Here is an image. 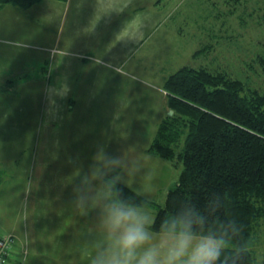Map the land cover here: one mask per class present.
Wrapping results in <instances>:
<instances>
[{
    "label": "rangeland",
    "instance_id": "rangeland-1",
    "mask_svg": "<svg viewBox=\"0 0 264 264\" xmlns=\"http://www.w3.org/2000/svg\"><path fill=\"white\" fill-rule=\"evenodd\" d=\"M145 2L147 0L131 3L129 10ZM148 2L149 50L142 52L145 66L139 68L138 73L124 70L131 73L136 82L126 83L122 99H114L112 106L110 100L105 102L103 95L97 92V104L86 106V110L82 105L91 93L82 90L81 96L83 84H77V78L82 74L88 77L97 74L94 75L92 68L96 58L80 55L78 43L82 48L83 38L88 36V32L83 35H77V32H85L93 22L90 27L92 32L93 27L99 25V19L104 17L101 15L98 18L97 13H93L91 20L77 23L72 14H76L77 10L80 12L81 8L90 14L93 10L91 1L78 3L75 0L63 22L61 11L64 5L60 0H43L32 7L34 11L22 17L18 15L16 18L11 14L0 17V35L4 38L0 43L10 45L11 39L23 42L19 46L11 45L7 51L4 46L0 51V66L8 71L15 64L18 69L10 71L11 76L6 73L0 76V93L4 94L7 90L20 94L13 93L14 97L5 99L0 95V130L8 120L16 119L17 124H26L31 119L30 130H20L18 135L15 131L5 130L4 138L0 133V141L4 139L0 157L9 160L23 150L26 160L31 161V168L36 165L37 178L43 180L48 177L47 182L52 189L45 195L44 190L40 191L35 210L31 209L34 206L31 200L28 202L27 194L21 202V215H24L26 227L22 232V242L19 237L4 235L0 230V238L12 236L15 240L12 246L15 249V255L12 253L14 264H89L90 258L106 243L99 219L101 209L109 199L105 193L109 190L111 179L157 205L164 204L169 188L176 183L182 171V163L150 155L148 148L157 127L172 110L166 105L162 83L178 67L189 66L212 75L221 74L230 81L240 83L245 91L264 96V0ZM74 33L76 36L72 35ZM144 39L145 35L141 41ZM140 43L133 45L132 51ZM163 48L166 55L174 60L162 67ZM82 61L89 63L82 66ZM151 71L158 73L154 76ZM64 82L69 86L68 93L55 95L51 89ZM145 83L147 92L142 87ZM110 89L114 91V88ZM25 93L26 98L23 97ZM32 123L37 128L36 137ZM70 124L72 129L66 133ZM77 125H80L78 130ZM78 131L79 136L76 135ZM71 134H75L72 140L80 142L78 146L76 143L67 146V141L62 143ZM17 138L21 143L18 147L13 142ZM29 140L35 142L27 144ZM101 140L103 143L106 141L110 148L99 144ZM183 140H180L176 153L181 150ZM98 144L103 149H99ZM81 148L83 153L86 150L89 161L87 167L83 163V180L86 178L83 196V180L75 160V157L82 158ZM68 155L71 157L68 158ZM111 157L117 158L119 163H105V159ZM22 164L28 165L27 162ZM77 175L79 179L76 181ZM65 193L67 196H64ZM65 197L68 205L61 212L58 207L63 205L61 202ZM13 201L14 192L11 189L0 191V208ZM142 209L154 221L157 207ZM2 213L0 229L4 217L8 222L15 215L14 211L8 210ZM252 231L256 235L253 254L256 262L264 264V218L255 220ZM77 239L83 240L80 248ZM92 241L94 244L87 246L86 242ZM80 250H88L90 258L87 253L82 256ZM63 256L64 259L61 258Z\"/></svg>",
    "mask_w": 264,
    "mask_h": 264
},
{
    "label": "trees",
    "instance_id": "trees-1",
    "mask_svg": "<svg viewBox=\"0 0 264 264\" xmlns=\"http://www.w3.org/2000/svg\"><path fill=\"white\" fill-rule=\"evenodd\" d=\"M42 1L0 0V9L28 11ZM161 88L173 114L157 127L148 153L181 162L178 180L161 206L114 179L111 189L141 208L157 207L152 228L189 208L198 213V232L225 239L216 264H259L252 227L264 218V96L221 74L189 66L167 75ZM14 251L7 264L15 263Z\"/></svg>",
    "mask_w": 264,
    "mask_h": 264
},
{
    "label": "crops",
    "instance_id": "crops-1",
    "mask_svg": "<svg viewBox=\"0 0 264 264\" xmlns=\"http://www.w3.org/2000/svg\"><path fill=\"white\" fill-rule=\"evenodd\" d=\"M76 1L78 3L79 2L83 3V1L84 2L91 1L92 9H93L92 12H90V14H86L87 11H84V8H81L80 12H78L77 10L76 14H72V15H75L73 19H75L77 23H79V21H85V19L91 20L93 18V13H97L98 18H101V15L102 17H104V19H99V25L97 27H93L92 32L90 31V27L93 26V22L90 23V27L89 29H87L88 31L86 30L85 32L83 31L77 32V35H80V33H82L83 35V33L88 32L87 34L88 36H86V38H83V41H84L83 47L81 48L80 43H78L77 49L78 50L81 49L80 51H78L80 52V55L87 54V55L95 56L96 61L94 62L95 64L92 63L93 64L92 68L94 70L93 71L94 75L97 73L95 76H91V77H88L87 75L82 76L83 75L82 74L78 76L77 78V84H83L82 85L83 87L80 89L81 96H82V90H88L91 93L90 97L88 98V101L86 103L84 102L85 104L82 105V108L86 110V106L92 107L97 104L96 103L97 92L103 95V97L105 98L104 100L105 102L107 100H110L111 106H112V101L114 99H120V100L122 99L121 96H123L124 85L126 83H131V82L134 83L136 82L135 80H137V79H134L131 73H128L127 71L138 73L137 70L139 68L142 69L143 66H145V64L143 63L142 52L149 50L148 48L149 35H147L148 30H149V22H148V15H149L148 11L149 10H148L147 5L149 2L147 0V2L142 3L141 6L136 5L131 11L129 10L131 7V3L138 4L139 2H141V0H76ZM61 2L64 5V10L61 11L62 22H63L65 21V17H67L68 12L72 6V3L75 2V0H64ZM33 8L32 10L29 9L28 11L26 10L23 12L14 7L5 6L0 9V17H2L5 14L15 15L16 18H18L17 17L18 15L22 17L23 15L29 14L31 13V11H34ZM94 16L96 18L95 14ZM30 17L33 18V16L31 15ZM137 17L139 18V21H140L139 27L134 31L129 30L131 34L121 35L122 30L129 23V21ZM151 26L153 27L154 24H151ZM72 35L76 36L75 33ZM143 35H145V39L141 41L143 38ZM3 39L4 38H2V35H0V40H3ZM11 40L13 41H11L10 45H7V46H5V44L3 43H0L1 44L0 51H2L4 46L6 47L5 50L7 51L10 49L11 45L15 47L23 43V42L14 40V39H11ZM138 42H141V43L139 44L137 49H134L132 51V46L137 44ZM143 43L145 44V46H143ZM86 44L88 47L85 46ZM161 51H162L161 52L162 56L164 57L163 58L164 62H161L162 67H163L164 65H168L170 63V60H174V59L166 55V53L164 52V48ZM14 62L12 63L14 64ZM88 63H89L88 61L86 62L82 61L81 65L85 66V64H88ZM150 66H152V64H150ZM150 66H149V74H150ZM117 69L119 71H117ZM125 69H127V71H124ZM10 71H18V69L15 67V64L11 65L8 71H5L4 67L0 66V73H1L0 76L4 75V73H6L5 75L7 76H11L12 74ZM151 72L154 76L158 73L156 71H151ZM85 84L86 86L88 85V88L85 86ZM110 87L114 88V91L111 90ZM142 87H144L145 92L148 91L147 83H145L144 85L142 84ZM10 88H13V86ZM13 93H16V95L17 94L20 95L19 92L7 91V90H6V93L4 94L0 93V95H3L4 99L12 98L14 97ZM161 96H165V95L162 94ZM23 97L26 98L27 93H25ZM34 121L36 122V120ZM2 123L4 124V120ZM30 126H31V119L27 120L26 124L23 122L22 123L19 122V124H17L16 119L8 120L7 125L5 127H2L0 130L1 137L4 138L3 132L5 130L12 131V132L15 131L16 135H18L20 130L21 131L23 130L22 132H25L24 130L26 129L30 130ZM79 126L80 125H77V130ZM32 129L35 132L34 135L36 137L37 128L33 123H32ZM70 129H72L71 124L67 127L66 133H68ZM79 134H80V131H78L76 135L79 136ZM74 135L75 134H71L70 136L67 135V138L63 140L62 143H66L67 141L66 143L67 146L69 144L75 145V143L78 146L80 142H77V140L76 141L72 140ZM28 138H26V140ZM29 141L27 144L31 142L32 143L35 142V140H29ZM13 142H14V145H16V147H18V145L21 144L19 138L13 139ZM105 142L103 143V140H101L99 144H102V145L105 144L104 146H106L107 148H110V146H108ZM99 144H98V148L103 149V148H100ZM0 146H4V139L0 141ZM68 148L69 147H67V149ZM85 153H86V150H85ZM85 153H83V148H81L82 158L80 159V157H75V160L76 162H78L79 169L81 171V174H80L81 181L84 178L83 176L84 169L89 164V161L86 158ZM16 156L17 157H14L9 160H4L3 156L0 157V191L4 190L5 192V190L11 189L12 193L14 192V201H13L14 203L13 202L9 203L6 207L0 208V212H1L0 215H4L2 212L6 210L15 212V215L12 216L8 222H6V219L4 217V221L1 222L3 224L0 230L4 235L10 234L15 237H19L18 239L22 242V237H23L22 232H23V229L26 227L24 223V220H25L24 215L23 214L21 215L22 210H23L21 202L23 201V199L25 200V195L27 194L28 202L31 200V204L34 206L31 208L33 210L35 208V203L38 198L37 196H40V191L44 190L43 194L45 195L46 193H49L52 189L48 185V182H47L48 177L43 180H41V178H37L38 175H37V172L35 171L36 165H34V167L31 168V161L26 160L23 150L19 151ZM70 157L71 156L68 155V158ZM23 162H27L28 165L24 166L22 164ZM73 165L71 167H73ZM78 176L79 175H77L76 181L79 179ZM85 179L82 181L83 182L82 196L85 192V186H86ZM64 196H67V194L65 193ZM57 200L59 201L58 197H57ZM50 201H52V198H50ZM74 201H76V204H77L78 199ZM61 203L63 205L58 207V210L63 212L64 208L68 205L66 197ZM30 240L31 239H29V242ZM76 243H77V246L80 248L81 244H83V240L77 239ZM86 243H87V246L91 244L93 245L94 241L86 242ZM80 251L83 253L82 256H85V253H87V257L90 258V252L88 250H86L87 252H84L83 250H80ZM79 255L80 253L77 254V256ZM61 258L64 259V256Z\"/></svg>",
    "mask_w": 264,
    "mask_h": 264
},
{
    "label": "clouds",
    "instance_id": "clouds-1",
    "mask_svg": "<svg viewBox=\"0 0 264 264\" xmlns=\"http://www.w3.org/2000/svg\"><path fill=\"white\" fill-rule=\"evenodd\" d=\"M139 18H133L121 35L139 27ZM51 91L64 96L69 91L66 82ZM107 164H118L115 157L106 158ZM102 209L99 223L106 243L90 258L89 264H216L226 246L222 235L197 231L202 218L192 209H186L163 220L156 229L152 217L140 206L119 198L111 189ZM81 198V202H82Z\"/></svg>",
    "mask_w": 264,
    "mask_h": 264
},
{
    "label": "built area",
    "instance_id": "built-area-1",
    "mask_svg": "<svg viewBox=\"0 0 264 264\" xmlns=\"http://www.w3.org/2000/svg\"><path fill=\"white\" fill-rule=\"evenodd\" d=\"M14 244L15 240L12 236L0 238V264H7V259L10 258Z\"/></svg>",
    "mask_w": 264,
    "mask_h": 264
},
{
    "label": "water",
    "instance_id": "water-1",
    "mask_svg": "<svg viewBox=\"0 0 264 264\" xmlns=\"http://www.w3.org/2000/svg\"><path fill=\"white\" fill-rule=\"evenodd\" d=\"M172 113H173V112H172L171 110H169L168 115H172Z\"/></svg>",
    "mask_w": 264,
    "mask_h": 264
}]
</instances>
